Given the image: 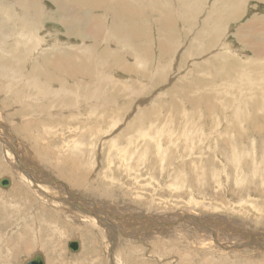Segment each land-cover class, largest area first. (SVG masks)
<instances>
[{
  "label": "rangeland",
  "instance_id": "374dc122",
  "mask_svg": "<svg viewBox=\"0 0 264 264\" xmlns=\"http://www.w3.org/2000/svg\"><path fill=\"white\" fill-rule=\"evenodd\" d=\"M27 1L29 2L30 11L33 10L36 14L32 16L26 9L25 21L29 19L39 23L43 28L41 32L43 40L45 42L49 40V44H42L44 46L40 54H45V57L53 56L54 54L47 51L54 45L56 37L60 38L63 43L68 37L72 36L67 34L65 27L61 26V22L55 21L58 18L56 5L46 2V8L41 6L40 9H35L33 7L34 0ZM107 1L114 2V0ZM234 1L236 5L235 11H233L231 3L222 0H165V2L162 0H127V8L138 9L140 14L133 12L130 16L127 14V17H123L122 24L119 27L120 32L125 34L126 39L132 45L128 41H124V43L122 41L121 45H124L126 49L128 47L133 49L129 53L126 51V55L135 54L137 55L136 58L141 55L140 51H149L151 49V53L156 52L153 71L157 73H153V84L151 79L145 74L141 75L139 72L136 74L132 71L121 70L120 74L123 75L124 79L123 90L115 100L109 103H97L99 112H95L85 102L76 99L68 107H61L59 95L57 104L51 102L47 105L43 102L48 97L46 93L32 91L30 68L38 64L36 59H34L36 56H33L37 55V52H32L29 58L20 61L22 65L16 69L17 80L10 86L8 91H5V86L11 81V75L8 73L9 77L5 78L2 83L0 77V114L5 118L4 120L1 117L2 122L7 124L6 120L8 118L14 121L15 115L23 114V108H14L13 97L23 93L22 89L28 87L31 96L39 95L42 98V100L38 99L37 102L32 103L33 108L28 113L30 116L41 120L48 116H53L51 114H58L68 109L64 118L59 120L61 121L60 130L57 129L52 132L53 143L52 151L49 147V159L52 158V155H57L58 157L59 155L67 156L70 149H75L76 153L72 152L73 154L71 155L73 156L71 158L84 163L86 170H89L90 177H87V179L90 180V183L92 182L91 184L98 182L99 178H106V174H109L105 180L109 187L112 188V185L116 182L113 188L116 189L120 186L133 194H138L136 197L133 195V198H139L141 201H136L134 204H139V202L142 204L144 199L148 200L157 197L155 201L161 207L177 208L181 206L185 210H189L191 214H204L206 216H212L216 209L222 208L223 211L221 212L223 215L236 219L240 218V221L243 222H256V218H261L263 215H252L250 211L256 205H261L264 208V96L262 97L264 94V69L260 71L257 66H250L253 56L237 38L241 37L243 33H247L245 26L250 22V16L264 17V3L258 0H243V4L237 6V0ZM46 3L44 2L45 5ZM184 6H187L188 9L190 6L192 10L198 13L183 12L182 8ZM19 9L20 6L18 7ZM8 10L13 13L17 12L13 4L9 5ZM151 11L152 14H150ZM102 14H105V12L103 11ZM213 14L218 15V19L230 23L229 28H227L230 32L225 34V37L229 44L238 48L237 52L230 54L240 53L241 59H244L242 62L243 66L248 67V72L243 77H241L243 72L236 71L231 66L226 68L227 78L243 79L236 84L232 92L223 89L222 77H219L213 71L215 67L209 73L201 66V64L207 65L208 63L209 52L205 50L204 53L203 44L209 40L211 34V31L209 33L204 31L203 24L206 20H212ZM197 17L199 18L195 21ZM216 21L221 24L219 20ZM167 22L171 26H165L164 24ZM146 23L151 25L150 32ZM197 24H199L200 30L203 31L202 33L196 34ZM14 27L16 28V26ZM211 27V30H213V26ZM239 27H243L240 32ZM125 28L127 31H125ZM120 32L117 30V37L120 36ZM7 33V35L12 37L13 32L11 29ZM206 38L208 40L205 42ZM157 39L160 41L166 39L165 42L168 41L172 46L177 45V41L184 40L188 42L185 47L188 46L190 58L186 59L183 57L182 60L175 59L174 62L173 54L169 51L167 53L163 52L161 46L165 45ZM189 41H191V44ZM38 46V44L33 45V47ZM180 48L182 49L181 45ZM32 50L31 47L29 54ZM101 52L102 48H99L93 54L90 53L91 61L96 60ZM140 60L138 59L139 67L143 65ZM191 62H193L192 66ZM170 65L172 66L171 70L168 68ZM197 71H200V73L196 74ZM89 78L87 75L82 76V79ZM134 81L135 85L132 84ZM126 83L129 84V90H126L128 88ZM142 85L145 90H142ZM149 86L153 88V94L148 93L147 87ZM173 87L176 88L175 91H172ZM75 88L78 93L80 86L76 84ZM180 88H182V91H178ZM134 89L138 90L136 97L133 94ZM108 90L111 91V88L109 87ZM197 90L200 92H195ZM202 91L214 94V102L217 103L214 108H206L204 110L201 107L206 106L203 100L194 102L189 97L192 96L195 100H198ZM231 93H240L243 102H248V107H244L241 110V114H244L241 115L242 117L237 122V125L233 118L234 104H237V101L234 100V95ZM225 95L228 97L223 99ZM113 96L115 97L114 94ZM253 96L256 97L255 100ZM19 98L20 100L23 99V94ZM99 98L100 94L95 100L97 101ZM2 99L5 100L4 104L1 102ZM214 102L213 105L215 104ZM108 104L110 105L108 106ZM107 106L109 109L103 110ZM115 109H119V111L117 112ZM54 111L55 113H53ZM70 112H72L71 116H68ZM97 115L100 116V119ZM115 123L122 127V130L117 135L115 134V137L124 134L125 139L122 137L121 142L113 141V143H107V134H109ZM130 124L132 125L130 126ZM23 127L26 126L23 125ZM238 127L240 128L239 130ZM258 127L263 132L256 130ZM39 128L40 126L37 125L30 127L23 134L17 133L16 136H19V140L22 142L21 150L27 147L28 142L30 147L32 141H36L39 147L46 143L45 135L48 134V130L44 129L42 133H39ZM127 129L131 130V132L127 131ZM46 131L47 133H45ZM131 135L132 137L130 138ZM1 154H3L2 151H0V179L5 177L12 180L13 177V184L8 191L0 187V204L9 200L10 197L7 195H12V198L16 199L15 202L17 204H14L19 210L18 213L20 215L18 217L20 219L18 221L8 219V215H11L13 210L9 207L0 206V264H23V261L30 259L36 252L42 253L46 257V264H93V262L94 264H109V258L106 257L107 252L102 243L105 239V237H102V226L98 225L99 227L97 228L90 223L86 224L83 220L80 221L73 216L71 211L66 210V213L64 212L63 214L48 206L42 209L35 206L36 221L47 229L48 234L47 238L40 242L35 240V235L32 236L33 239L31 238L32 219L30 216L33 213V197H36L33 193L34 189L31 190L30 187L23 185L17 180L18 175L26 174L21 172L20 168V171L14 170L15 168L13 167L18 169L17 166L10 165V160H5ZM75 154L80 157L75 156ZM139 160H146L145 163H151H149V167L147 166L148 168L143 163L145 166L140 165V167L132 169L136 167V163ZM58 163L60 161H55V164ZM23 165L25 168H22L27 173L30 170V166L24 163ZM128 167H132L130 174L128 173ZM161 167L163 171L162 169L160 170ZM153 168L155 171H153ZM48 171L53 174L52 168H48ZM104 172H106L105 175ZM95 174L96 176L93 178ZM192 175H195V179L197 176L198 180H194ZM56 176L65 182L64 185L68 189H73L72 184L59 177L57 172ZM179 177L180 179H178ZM187 177L189 179L191 177L190 184L187 182ZM181 178L183 179L184 187H181L182 191H179L173 187L172 181L173 184H176ZM179 181L177 182L178 184L180 183ZM202 182L203 184H201ZM201 188L202 190H200ZM44 190L49 194L54 192L58 194L60 191L59 188L51 186ZM150 192H153V194L149 197ZM177 194L179 198L178 196L174 198ZM194 197L197 198L195 201L192 200ZM38 204L43 205L40 201H38ZM113 204L114 202H110V205ZM232 207H235L234 212H232ZM251 212L254 211L252 210ZM208 213L210 215H207ZM243 214H248L255 219H247L246 215L243 218L240 217ZM21 222L24 223L20 228L21 231L17 232V234L16 232L10 233L11 230L9 228ZM203 223L206 222L203 221ZM54 226L55 229L57 228L56 230L53 228ZM16 228L18 226L14 227L15 231H17ZM58 228L60 232H65V235L61 236L62 238L59 236ZM76 237H83L84 240H80L84 248L78 252V255H72L69 250V243ZM20 238L24 242L31 238L30 241L32 243H29L32 244L33 250L30 253L27 254L20 251L22 246L17 242ZM6 249L12 250V255H9V251H6ZM181 249L186 255L189 253V250L183 248V246ZM127 258L123 257L122 261L124 259L125 261L121 264H126V262L135 264L133 257ZM217 258L218 256L215 260ZM83 260L85 261L83 262ZM189 262L201 264L204 260L195 259V256L192 255ZM189 262L185 263L190 264ZM208 262L212 264L211 261L208 260ZM259 262L254 264H259ZM157 264L160 263L157 261Z\"/></svg>",
  "mask_w": 264,
  "mask_h": 264
},
{
  "label": "bare ground",
  "instance_id": "6f19581e",
  "mask_svg": "<svg viewBox=\"0 0 264 264\" xmlns=\"http://www.w3.org/2000/svg\"><path fill=\"white\" fill-rule=\"evenodd\" d=\"M126 1L127 0H114V2H108L107 0H42L38 2L34 0L33 7L35 9H40L41 6L46 8V2H51L54 6L56 5L58 18L55 21L61 22V26L63 25L65 27L67 34L72 36L68 37L67 40L63 41V43L60 38L56 37V41L54 40L55 43L53 41L54 45H49L51 47L50 50L47 51L54 55L45 57V54H40V52L43 50L44 45L42 44H49V40H46V42L43 40L41 33L43 28L36 21H31L29 19L25 21L24 15L26 9L29 11L30 15L33 16L36 14L35 11H30L29 2L27 0H0L1 83L5 78L9 77L8 73L11 75V81L5 86V91H8L10 86L16 82V69L20 68L22 65L20 64V61L29 58L32 52H37V55L33 56H36L34 59H36L38 63L30 68L32 91H41L46 93L49 100L47 97L43 100V102L47 105L51 102L57 104V97L59 95V104L61 107H68L69 104L76 99L85 102L89 107L95 110V112H99L97 103H109L115 100L123 90L124 79L123 75L120 74L121 70L132 71L136 74L139 72L141 75L145 74L151 79L153 84V73H157L156 71H153L155 66L154 60H156V52L151 53V49H149V51H140L141 55L136 58L137 55L135 54L130 56L126 55V51L129 53L133 49L130 47L126 49L124 45H121L122 41L123 43L124 41H128L131 44V42L126 39L125 34L120 32L119 27L122 24L123 17H127V14L130 16L133 12L140 14L138 9L135 10V8H127ZM162 1L165 2V0ZM222 1H228L231 3L233 5L232 9L235 11L234 9L236 8V5L234 0ZM258 1L264 3V0ZM11 4H13L15 10L17 11L16 13L8 10L9 5ZM242 4L243 0H237V6ZM19 6L20 9L18 10ZM206 9H208V7H206ZM244 9L247 11L245 7ZM103 11L105 14H102ZM182 11L190 12L192 14L198 13L197 11L192 10L190 6L189 9L187 6H184ZM150 14H152V11ZM217 16L213 14L212 20H206L203 24L204 31L206 33L211 31V34L209 40L206 38L205 42L207 40L208 41L203 44L204 53L205 50L209 52L207 58L208 63L207 65L201 64V66H203L209 73L215 67L213 71L216 72L219 77H222L223 89L232 92V90L235 89L236 84L243 79L227 78L226 68L231 66L236 71L243 72L241 76L243 77L246 75V72H248V67L243 66L242 62L244 59H241L240 53L230 54L238 51V48L229 44L227 38L225 37V34L230 32L227 29L229 28L230 23H226L225 20L218 19ZM198 18L199 17H197L195 21H197ZM249 19L250 22L245 26L247 28V33H243L242 36L237 39L241 44L246 46L253 56L252 64L250 66H257L259 67V70L262 71L264 69V17L253 15L250 16ZM216 20H219L221 24ZM146 25L148 26V30L150 32L151 25L149 23H146ZM164 25L167 27L171 26L169 22ZM14 26H16V28ZM197 26L198 29L195 30L196 34L202 33L203 31L200 30L199 24H197ZM211 26H213V30L215 31L211 30ZM241 28L243 27H239V32L241 31ZM9 29L13 32L12 37L7 35V31H9ZM117 30L120 32L119 37L116 35ZM125 31H127L126 28ZM157 40L165 45L161 46L163 52L167 53V51H169L173 54L172 58L174 62L175 59L182 60L183 57L186 59L190 58L188 46L185 47L188 42H185L184 40L180 42L177 41V45L172 46L168 43V41L165 42L166 39L161 41L159 39ZM189 43L191 44V41H189ZM35 44H38L39 46L33 47ZM126 45L129 46L128 44ZM180 45L182 49L180 48ZM31 47L33 50L29 54ZM47 48L49 49V47ZM99 48H102V52L99 54L100 56L96 60L91 61L90 53L93 54ZM198 49L203 50L202 48ZM138 59H141L140 63L143 64L141 67H139ZM192 65L193 62H191V66ZM168 68L171 70L172 66L170 65ZM117 73L118 75H116ZM199 73L200 71H197L196 74ZM229 73L231 72L229 71ZM84 75H87L90 78L82 79V76ZM76 84L80 86L78 93L75 88ZM132 84L135 85V81ZM128 85L129 84L126 83V86ZM109 87L112 92L108 90ZM129 89L130 87L128 86L126 90ZM175 89L176 88L173 87L172 91H175ZM181 89L182 88L178 91H182ZM142 90H145L143 85ZM147 91L149 94H153V88L151 86L147 87ZM22 92L23 93L21 94H23V99L20 100L19 97L21 94H17L14 95L13 101L15 104L14 108H23V114L15 115L13 118L14 121H11L8 118L6 120L8 122L7 124L2 122L1 117L4 120L5 118L0 114V151L3 152L1 156L5 160H10V165L17 166L18 169L13 167L15 168L14 170L20 171V168L21 172L26 174L24 175L22 173L23 175H18L17 180L23 185L30 187L31 190L34 189L33 193L36 197H33V213L30 216L32 219L31 238L35 235V240L37 242L44 241L47 238V229L39 225L36 221V212L34 207L37 206L42 209L43 207L48 206L53 210H58V213L64 214V212L66 213V210L69 212L71 211L73 216L80 221L83 220L86 224L90 223L97 228L99 227L98 225L102 226V237H105L102 243L104 244L103 246L107 252V255H105L109 258V264H121L125 261V259L122 261L123 257H133L135 264H157V261L160 264H186L185 262L191 261L192 255L195 256V259H203L204 262H201V264H210L208 260L211 261L212 264H254L259 261V264H264V208H262L261 205H256V209H252L254 212H251V210L250 213L252 215H263V218L257 217L256 222L250 221L251 223H248L240 221V218L236 219L225 214L223 215L221 212L223 211L222 208L216 209L212 216H206L204 214H191L189 210H185L184 207L181 206L177 208L161 207L158 202L155 201L157 197L148 200L144 199L142 204H140L141 202H139V204H134L136 201H141L139 198H133V195L136 197L138 194H133L120 186L116 189L113 188L116 185V182H114L112 188L109 187V185L105 182L109 176L106 172H104V175L106 174V178H99L98 182L93 181L94 184H91L92 182L90 183V180L87 179V177H90L89 170H86L87 168L84 163L80 160L71 158V156H73L71 155L73 154L72 152L76 153L73 147V150L70 149L71 151L69 150L67 156L59 155L58 157L57 155H52V152V158L49 159V147L52 151L53 143V139L51 138L53 135L52 132L57 129L60 130L61 121L59 120L64 118L68 109L58 114H51L53 116L57 115L56 117L48 116L39 120L37 117H32L28 113L33 108L32 103L37 102L38 99L42 100V98L39 97V95H35L34 97L31 96L28 91V87L22 89ZM195 92L200 91L197 90ZM126 93L130 95L128 91H126ZM1 94L3 95V93ZM99 94L100 98L96 101L95 99ZM133 94L134 97H136L138 95V90L134 89ZM231 94L234 95V100L237 101V104H234L233 117L234 122L237 125V122L242 117L241 115L244 114H241V110L244 107H248V102H243V99L240 97V93ZM263 96L264 94L262 97ZM189 97L194 102L203 100L206 106L201 107L204 110H206V108H214L217 104L214 102L213 93L209 94L202 91L198 100H195L192 96ZM227 97L228 96L225 95L223 99ZM253 99L255 100L256 97L253 96ZM212 100L215 103L214 105ZM1 102L4 104L5 100L2 99ZM228 103H230V101H228ZM109 105L110 104H108V106ZM108 106L104 107L103 110H108ZM115 110L117 112L119 111V109ZM53 113H55V111ZM71 113L72 112H70L68 116H71ZM98 117L100 119V116ZM23 125L26 127H23ZM37 125L40 126L38 130L39 133H42L44 129L48 130V134L45 135L46 143H43L42 146L39 147L36 141H32L30 147L29 142L26 140L28 145L25 149L21 150L22 142L19 140V136H16L17 133L23 134L28 131L30 127ZM131 125L132 124H130V126ZM239 129L240 128L238 127V130ZM121 130L122 127L115 123L109 134H107L106 142H121L122 137L125 139L124 134L115 137ZM256 130L263 132V130L259 127ZM127 131L131 132L129 129H127ZM45 133H47V131ZM131 137L132 135L130 138ZM220 145H222V143H220ZM57 152H59V150H57ZM75 156L78 155L75 154ZM55 161H60V163L55 164ZM145 161L146 160H139V162L136 163V167H128V173L130 174L131 168H138L140 165H143ZM23 163L30 166V170H28L27 173L23 170V168H25ZM66 163H68L67 166ZM149 163L151 162L145 163L146 167H149ZM145 164L143 166H145ZM48 168H52L53 174L48 171ZM154 168L153 171H155ZM161 169L162 167L160 170ZM158 170L157 172L159 173ZM56 172L59 177L71 183L73 189H68V187L64 185L65 182L61 181L60 178L56 176ZM95 176L96 174L93 178ZM192 176H194V180L197 179V176L196 179L195 175ZM178 179H180V177ZM190 179L187 177V182L189 184L191 183ZM9 180L11 181L12 186L13 177L12 180ZM177 182L176 185L173 184L172 181L173 187L182 191L180 188L184 187L183 179L181 178L179 184ZM201 184H203V182ZM123 185L127 186L126 184ZM50 186L53 188H59L60 191L58 194L55 192L53 194H49L44 190L48 189ZM9 189L3 190L8 191ZM200 190H202V188ZM153 192L149 193V197L153 194ZM7 196L10 197L9 200L0 204V206L12 209L13 212L11 211V215H8L7 218L18 221L20 219V217H18L20 213H18L19 210L15 207V204H17L15 202L16 199L12 198V195ZM177 196L178 194L175 195L174 198ZM196 199V197L192 198L193 201ZM38 201H40L43 205L38 204ZM110 202H114V204L110 205ZM234 209L235 207H232V212H234ZM207 215H210V213ZM244 215H246L247 219H255L248 214H243L240 217L243 218ZM73 216L71 217L73 218ZM203 221L206 223H203ZM23 225L24 223L21 222L11 226L9 228L11 230L10 233L16 232L17 234V232L21 231L20 228ZM16 226H18V228H16L17 231L14 230V227ZM53 228L55 229V226ZM62 235H65V232H60L59 230L60 238H62ZM31 238L26 242H24L21 238L17 240V242L22 246L20 251L28 254L31 250H33L32 244L29 243L31 242ZM80 239L84 240L83 237H76L73 240H78L79 252L82 251V248H84ZM107 240H109V242H107ZM111 242L113 243L111 244ZM182 246L183 248L189 250L187 255L183 253V250L181 249ZM6 251H9V255H12V250L6 249ZM71 254L78 255V253ZM35 255H42L46 264V257L39 252H36L30 259L23 261V264H26L28 261L33 259ZM167 255L169 256L167 257ZM175 255L177 256L174 257ZM217 256L218 258L215 260ZM85 260H83V262ZM189 263L194 264L193 262ZM126 264H128V262H126Z\"/></svg>",
  "mask_w": 264,
  "mask_h": 264
},
{
  "label": "water",
  "instance_id": "95a60500",
  "mask_svg": "<svg viewBox=\"0 0 264 264\" xmlns=\"http://www.w3.org/2000/svg\"><path fill=\"white\" fill-rule=\"evenodd\" d=\"M11 186V181L8 178H2L0 180V187L2 189H9ZM69 250L72 253L79 252V243L77 241H73L69 243ZM26 264H44V259L42 255H35L33 259L28 261Z\"/></svg>",
  "mask_w": 264,
  "mask_h": 264
}]
</instances>
